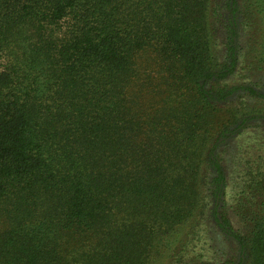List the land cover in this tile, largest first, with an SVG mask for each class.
<instances>
[{
  "label": "trees",
  "instance_id": "1",
  "mask_svg": "<svg viewBox=\"0 0 264 264\" xmlns=\"http://www.w3.org/2000/svg\"><path fill=\"white\" fill-rule=\"evenodd\" d=\"M258 15L264 0H0V264H151L184 225L176 261L213 264L189 252L202 188L239 245L225 263L264 264V154L236 229L217 153L264 119V89L223 82ZM234 94L250 112L219 127Z\"/></svg>",
  "mask_w": 264,
  "mask_h": 264
},
{
  "label": "rangeland",
  "instance_id": "2",
  "mask_svg": "<svg viewBox=\"0 0 264 264\" xmlns=\"http://www.w3.org/2000/svg\"><path fill=\"white\" fill-rule=\"evenodd\" d=\"M228 16L229 14L227 13L226 17ZM260 16L247 18L246 26L240 24L243 31L240 39L244 51L243 62H241L235 74L223 81L229 86L245 83L255 85L258 90L264 89V63H261L259 60L264 56V19L263 16L262 19ZM241 19L242 16L240 15L239 20ZM218 47H223L221 34L218 39ZM147 101L150 102L149 100ZM250 104L251 102L240 94L232 95L227 101H219L217 103L218 109L221 110L218 114L219 127H221L222 123L227 124L231 114L235 113L236 110L238 111L237 116L239 111L241 114L242 112H250ZM260 107L264 108V104L258 106V108ZM217 153L221 157L228 179L226 191L221 197L220 205L224 206L226 204L229 207L226 210L229 211L232 217L234 227L238 229L239 226L243 225L241 217L238 215L240 214V209L238 208H241L240 199L244 195V189L249 191L247 183L250 178L246 175L247 170L255 168L259 162L260 155L264 154V119H254L250 122L249 126L229 136L228 139L220 143ZM211 170L209 173H212ZM202 191L203 204H206V214L196 217L194 221L193 225H196L198 240L196 239V241H193L194 243L190 244L189 252L194 257H197L201 253L203 256L198 258L200 261L211 262L213 264H226L227 259L239 256V245L233 236L222 231L211 216L216 197L210 196L204 188H202ZM189 231L190 228L187 225L180 226L174 231L167 240L163 241L165 242L164 252L157 255L151 264H179L176 261L178 257L177 253L186 241ZM187 260L189 258L186 256L182 262H186ZM193 262L194 260L191 259L190 263L193 264Z\"/></svg>",
  "mask_w": 264,
  "mask_h": 264
}]
</instances>
